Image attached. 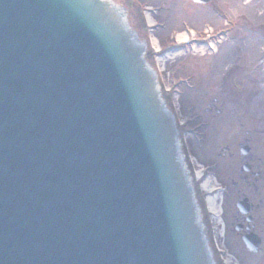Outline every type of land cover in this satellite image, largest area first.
Returning <instances> with one entry per match:
<instances>
[{
    "label": "water",
    "instance_id": "water-1",
    "mask_svg": "<svg viewBox=\"0 0 264 264\" xmlns=\"http://www.w3.org/2000/svg\"><path fill=\"white\" fill-rule=\"evenodd\" d=\"M147 47L115 0H0V264H217Z\"/></svg>",
    "mask_w": 264,
    "mask_h": 264
},
{
    "label": "flooded vegetation",
    "instance_id": "flooded-vegetation-1",
    "mask_svg": "<svg viewBox=\"0 0 264 264\" xmlns=\"http://www.w3.org/2000/svg\"><path fill=\"white\" fill-rule=\"evenodd\" d=\"M161 1L163 13L171 9L168 5L172 2L177 4L181 24L202 23L201 29L196 26L200 43H206L207 38L216 39L217 35L230 40L229 33L239 34V29L235 28L238 24L239 36L246 41L250 16L262 17L259 30L264 37V0L236 2L235 6L241 5L237 15L232 4L224 5L231 0ZM145 2L130 0V7L135 9L137 5L138 8ZM238 15L240 20L236 19ZM218 20L224 26H218L215 23ZM225 25H229V30ZM209 27H213V33L207 35ZM208 54L214 55L211 50ZM249 56L246 67L252 62L253 68L264 70L263 60L260 65L261 59L252 61L255 58L253 51ZM234 57L235 63L226 72L227 78L243 76L244 84L235 82V89H230L227 98L214 96L208 103L211 117H204L193 102L180 105V116L184 119L183 131L197 174L200 196L208 209L212 228H216L222 237L227 258L233 264H264V101L252 91L255 79L252 72L243 74L242 67L238 69L245 55ZM256 81L259 86L264 85L263 74Z\"/></svg>",
    "mask_w": 264,
    "mask_h": 264
},
{
    "label": "rangeland",
    "instance_id": "rangeland-1",
    "mask_svg": "<svg viewBox=\"0 0 264 264\" xmlns=\"http://www.w3.org/2000/svg\"><path fill=\"white\" fill-rule=\"evenodd\" d=\"M153 1H154L153 4L158 3V0H153ZM253 1L255 2V0ZM236 2H238V0H231L229 4H224V5L232 4V7L234 8L233 12L237 15L240 13L241 5L235 6ZM168 6L171 7L170 9L171 11H167L161 16V20L167 22L166 28L164 30L159 31L156 34L157 37L160 39L159 44L162 46L164 51H167L171 48L172 49L177 48V46L174 45L176 44V42L174 41V39L171 38L172 34L170 33V31L174 29L175 30L181 29L180 21L176 19L178 9L175 8L177 7V4L175 2H172L171 5ZM250 9L252 8L250 7ZM250 9L247 10L250 11ZM177 17L181 19V14H179V16ZM261 18L262 17L251 16L249 18L250 26H256L260 21H262ZM156 19H160V18H156ZM236 19L240 20V16L239 15L236 16ZM219 22L221 23L220 20H218L215 23H218V26L219 25L224 26ZM196 26L201 29L202 23H198ZM237 28L240 31V28L239 27ZM238 36L239 35H237V37ZM263 45H264V40L261 38V36L258 33L253 34L250 32L249 38L246 41H242L241 39H238V40H232L231 42H227L221 45L218 48L220 49V51L215 57L212 55L202 56L200 55L201 53L197 55L193 53L184 54L183 52L182 53L179 52L177 53L178 55L173 54L171 55L170 58L164 59L163 67L166 70L167 78L171 77L173 74H176V76H184V77L190 75L193 76V83L195 84V89L191 91L188 89H182V95H180V97L177 98L179 104L185 105L186 103L189 102L196 103L200 108V113L202 112L204 114V117L206 118L211 117V114L208 112V103L212 102L211 100L214 99V96H219L220 98L221 97L227 98L230 95L229 94L230 89L231 90L235 89L234 86L235 82L237 85H239L240 82L244 84L243 76H237L234 79H232V76H229L227 79L223 77V74L225 73L227 66H229L234 62V58H233L234 55L235 56L245 55V58L241 62L238 69L242 67L243 74L245 73V71H247L248 73L249 71L252 72L251 75L254 76L255 78L252 91L257 92L259 85L256 80L257 78H259L261 74H263L264 76V70H262L263 71L262 72L260 69H255V68L253 69L254 64L252 62L249 64L248 67H246L245 64L247 61L250 60L249 55L252 54L253 48L257 50L259 46H263ZM241 48H243L242 51H240ZM246 48L248 50H246ZM247 52H248V56H247ZM148 57L152 59L154 57L153 53L149 52ZM253 60L255 61L256 59L254 58L252 59V61ZM240 89H237L238 92L240 91ZM261 99L264 101V89L261 93Z\"/></svg>",
    "mask_w": 264,
    "mask_h": 264
}]
</instances>
